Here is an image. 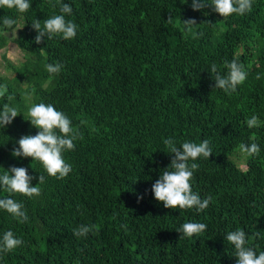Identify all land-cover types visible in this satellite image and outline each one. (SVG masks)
Here are the masks:
<instances>
[{
	"label": "trees",
	"instance_id": "16d2710c",
	"mask_svg": "<svg viewBox=\"0 0 264 264\" xmlns=\"http://www.w3.org/2000/svg\"><path fill=\"white\" fill-rule=\"evenodd\" d=\"M31 2L27 13L0 8V51L11 39L2 23L9 16L26 55L20 67L9 62L14 80L29 76L34 104L63 112L83 139L63 154L72 171L62 180L31 157H14L17 141L39 130L25 119L23 92L0 74V86L13 97L0 100V110L7 102L22 112L0 129V174L25 167L35 177L32 186L45 176L37 185L40 197L12 194L24 204L26 223L0 209V239L11 230L24 241L0 253V264H237L225 239L237 229L245 231L247 247L257 255L264 251V0L227 18L211 6L193 10L192 0H61L73 9L65 18L78 25L77 36L45 37L39 44L32 22L43 27L61 14L60 4ZM188 19L197 22L195 38L185 29ZM233 59L248 75L228 95L215 88L210 67L215 63L227 75L226 62ZM32 60L43 61L44 69L49 63L64 67L58 75L38 73L29 70ZM252 115L259 128H248ZM169 137L178 147L210 141L213 154L195 161L199 169L191 181L201 199L213 198L203 212L165 208L154 197L152 185L174 155L164 144ZM253 142L260 153L245 157L244 169L237 151ZM7 196L0 186V198ZM185 222L207 228L189 238L176 230ZM81 224L98 231L76 237L73 229Z\"/></svg>",
	"mask_w": 264,
	"mask_h": 264
},
{
	"label": "clouds",
	"instance_id": "9594fccd",
	"mask_svg": "<svg viewBox=\"0 0 264 264\" xmlns=\"http://www.w3.org/2000/svg\"><path fill=\"white\" fill-rule=\"evenodd\" d=\"M60 4L59 11L61 14L54 15L44 20L41 27L40 20L32 22V27L37 31L35 42L41 43L45 37L52 39L60 36L64 40H73L77 36L78 25L72 20H66V15L72 14V7L68 3H61L57 0L52 4L55 8ZM32 6L31 0H0V8L14 9L19 13H27ZM193 10H202L206 7H213V11L219 13L223 18L237 14L245 15L252 11L253 0H192ZM171 15L168 18L171 22ZM5 28L16 33L17 21L9 16H5L2 20ZM186 31L193 38L197 36L194 26L197 25L195 19L183 20ZM64 66L60 63L46 64L45 69L49 74L58 75ZM228 69L227 75H222L215 63L210 67L215 80V88L222 89L228 95L237 91L239 85H242L247 79V71L243 64L233 59L230 63L226 62ZM260 78L259 75L256 77ZM30 98V97H29ZM6 99L11 101L13 97L7 94V87L0 86V100ZM16 107L10 106L9 103H3L0 110V129L10 125L14 119L20 115ZM25 117V115H24ZM26 120H30L31 125L39 131L35 135H24L18 141L19 147H15L12 151L14 157H31L33 161L42 163L47 174L56 179H64L72 171V166L65 162L64 153L75 150L74 141L83 139L82 133L72 126L71 119L63 112L58 111L51 104H34L29 107ZM249 129L259 128L261 122L256 115H252L246 120ZM254 141L255 135L251 137ZM169 154H174L171 163L166 170L163 171L158 180L152 185V192L157 201L162 202L165 208L195 209L197 212H203L209 207L211 196L201 199L199 193L194 192L191 181L194 172L198 171L199 164L196 163L198 158L209 159L213 154L210 147V141L205 139L201 143L185 141L181 146H177L174 138L164 140ZM241 152L248 157L258 156L260 147L253 142L250 145L241 144L239 146ZM170 169V170H168ZM35 177L30 175L25 167L12 166L3 174H0V186L9 193V196L0 198V209L11 214L20 223L28 221V214L24 204L12 198V194L19 193L28 198L40 197L42 189L38 184L45 183V176L40 174L39 183L32 186V180ZM142 199V197H138ZM127 229V225H123ZM207 225L197 222H185L181 228L176 229L183 236L193 237L204 233ZM98 231L95 225L81 224L78 228L73 229V235L76 237H87L90 232ZM225 239L234 246L235 256L238 257L237 264H264V251L257 255L256 251L246 246V233L242 229L228 232ZM24 241L17 238L13 231H6L2 239H0V253H7L21 246Z\"/></svg>",
	"mask_w": 264,
	"mask_h": 264
},
{
	"label": "rangeland",
	"instance_id": "374dc122",
	"mask_svg": "<svg viewBox=\"0 0 264 264\" xmlns=\"http://www.w3.org/2000/svg\"><path fill=\"white\" fill-rule=\"evenodd\" d=\"M8 35L10 36V42L7 47L2 49L0 51V74L5 75L8 77V85L13 87L14 89H17L21 92H23L22 97L23 100L20 102L21 106H27V112L31 104L34 105V95L30 93L29 91L31 90V87L33 86L30 81V77L27 76L23 81L17 82L14 80V75L16 73L15 68L9 66V62H11L15 67H20L23 62L26 59V55L24 52L20 49V47L17 45V43L14 41L15 37L17 36V31L15 34H13L12 31L8 32ZM28 64L29 70L30 71H35V72H41L44 73L46 70L44 69V63L43 61L39 60H32ZM13 77V79H11ZM49 80H51V77H49ZM46 85H48L46 83ZM30 97V98H29ZM239 152V162L241 164L242 168H246V160L245 154H243L241 151Z\"/></svg>",
	"mask_w": 264,
	"mask_h": 264
}]
</instances>
